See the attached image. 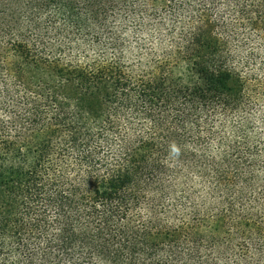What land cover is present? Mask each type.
Masks as SVG:
<instances>
[{
    "label": "trees",
    "instance_id": "trees-1",
    "mask_svg": "<svg viewBox=\"0 0 264 264\" xmlns=\"http://www.w3.org/2000/svg\"><path fill=\"white\" fill-rule=\"evenodd\" d=\"M0 264H264V0H0Z\"/></svg>",
    "mask_w": 264,
    "mask_h": 264
}]
</instances>
